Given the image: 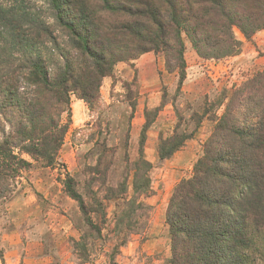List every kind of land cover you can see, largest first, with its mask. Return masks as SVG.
Returning <instances> with one entry per match:
<instances>
[{"label":"rangeland","instance_id":"rangeland-1","mask_svg":"<svg viewBox=\"0 0 264 264\" xmlns=\"http://www.w3.org/2000/svg\"><path fill=\"white\" fill-rule=\"evenodd\" d=\"M0 6L46 20V0ZM234 32L240 49L230 57L203 59L183 34L184 69L172 70L163 49L149 52L118 64L91 106L71 96L53 167L15 150L30 165L18 159L0 174V264H171L176 186L192 176L226 112L255 121L253 92L241 94L264 71V31ZM9 130L0 115V144Z\"/></svg>","mask_w":264,"mask_h":264},{"label":"trees","instance_id":"trees-1","mask_svg":"<svg viewBox=\"0 0 264 264\" xmlns=\"http://www.w3.org/2000/svg\"><path fill=\"white\" fill-rule=\"evenodd\" d=\"M46 4L45 21L23 6H0V115L10 129L0 144L3 175L18 159V166L30 165L17 149L56 165L71 126L64 123L71 96L91 106L118 64L163 49L168 66L181 70L183 34L201 58L221 59L240 49L235 29L248 39L264 31V0ZM250 82L241 95L253 92L248 110L255 121L226 112L192 176L174 190L167 211L171 264H264V71ZM9 114L21 121L13 124Z\"/></svg>","mask_w":264,"mask_h":264}]
</instances>
